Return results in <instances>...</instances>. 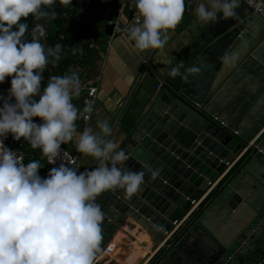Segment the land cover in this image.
I'll list each match as a JSON object with an SVG mask.
<instances>
[{"label": "water", "instance_id": "water-1", "mask_svg": "<svg viewBox=\"0 0 264 264\" xmlns=\"http://www.w3.org/2000/svg\"><path fill=\"white\" fill-rule=\"evenodd\" d=\"M236 11L238 19L220 14L201 24L185 63L201 68L199 76L173 79L170 67L150 74L154 86L117 141L129 156L123 167L145 171V183L131 198L120 189L97 198L105 212L97 256L131 219L156 243L166 240L149 264H264V19L242 0ZM113 29L106 25V34ZM229 49L241 51L238 71L220 63ZM247 145L240 166L166 239ZM148 166L161 168L156 179Z\"/></svg>", "mask_w": 264, "mask_h": 264}, {"label": "clouds", "instance_id": "clouds-1", "mask_svg": "<svg viewBox=\"0 0 264 264\" xmlns=\"http://www.w3.org/2000/svg\"><path fill=\"white\" fill-rule=\"evenodd\" d=\"M63 2V0H62ZM125 0H121V4ZM137 22L127 28V39L135 50L164 49L169 31L182 21L185 6L192 0H129ZM55 0H0V84L10 77L7 96L0 95V264H95L103 240L105 212L96 202L101 194L117 189L131 198L145 183V171L125 170L129 156L119 143L109 139L112 128L107 120L97 121L98 132L86 127L77 131L76 121L88 119L93 101L82 110L73 103L81 93L78 73L52 75L42 87L43 73L49 64L62 59L63 45L45 47L42 25L29 34L27 19L47 17L44 9ZM241 0H196L193 15L198 22L238 19ZM24 21V22H22ZM15 28V30H14ZM247 41H244L245 46ZM78 49L73 48L75 55ZM241 51L226 50L219 58L223 69L240 68ZM181 69H184L181 72ZM201 74L196 65L177 63L169 77ZM39 118L40 122H34ZM11 134L14 141L23 138L31 149H39L50 169L11 150L4 143ZM76 139L75 150L97 162L94 169L80 172L76 160L61 145ZM119 165V166H118ZM161 168L147 167L152 179Z\"/></svg>", "mask_w": 264, "mask_h": 264}, {"label": "crops", "instance_id": "crops-1", "mask_svg": "<svg viewBox=\"0 0 264 264\" xmlns=\"http://www.w3.org/2000/svg\"><path fill=\"white\" fill-rule=\"evenodd\" d=\"M126 1L122 8L121 0H97L95 11L87 12L86 8H82L81 11L87 12V28L92 31L82 39L84 48L88 44L89 54L87 51L86 54L91 56L88 58L90 61L88 66L83 69L87 74L86 81L97 87L94 110L86 127L98 132L97 121L107 120L112 128V135L108 138L116 142L124 136V130L131 125L133 114L139 110L141 103L153 88L152 76L154 77L156 72L163 73L166 68L177 63L190 62L203 23L198 22L193 15L196 0H192L191 4L186 3L182 21L175 30L169 31V41L165 48L140 52L135 50L127 39V28L137 22V16L134 14L135 9L129 6V0ZM117 5L119 8L116 10L117 15L114 16L111 12ZM112 23L113 32L107 35L105 26ZM78 120L76 126L79 132L85 124L83 118ZM75 144L74 138L69 144L61 146L74 152ZM242 159L243 157L229 171L236 170ZM76 164L80 172L85 169L92 170L97 166L94 158L82 156L80 153ZM110 244L114 247L110 255L104 256L107 264H149L159 254L162 246L154 241V236L144 227L135 224L131 219L125 221L107 246Z\"/></svg>", "mask_w": 264, "mask_h": 264}, {"label": "trees", "instance_id": "trees-1", "mask_svg": "<svg viewBox=\"0 0 264 264\" xmlns=\"http://www.w3.org/2000/svg\"><path fill=\"white\" fill-rule=\"evenodd\" d=\"M96 5L97 0H63V2L62 0H55L54 4L44 9L49 13L47 17L40 20H34L30 16L27 19L29 34H26L25 39L30 38V32L36 25L48 22L49 36L47 42L44 44L45 47L54 46L55 44L60 43L63 45L64 49L62 52V59L56 65L49 64L45 69L43 73L44 79L42 81V87L47 84L48 79L52 75L63 76L64 74L71 72L73 67L77 66L85 68L88 66L90 62L88 58H91V56L87 55L89 54V50L87 49L88 44H86V48H84L82 45V39H84L90 31L87 28L86 13L90 10L95 11ZM82 8H86L87 12H81ZM92 26L95 27V25ZM73 48L78 49L75 55L72 54ZM10 80L11 78L7 77L4 83L0 84V95L7 96L8 89L11 87ZM84 99L85 93L81 91L79 97H77L76 100H73V103L78 109L82 110L85 106ZM78 121L79 120L76 121V124ZM34 122H40L39 118H34ZM22 151L26 164L34 159L40 160L41 163L44 164L39 170V174L42 177H46L48 173L45 170V158L42 156L40 150H33L26 143L23 146Z\"/></svg>", "mask_w": 264, "mask_h": 264}, {"label": "built area", "instance_id": "built-area-1", "mask_svg": "<svg viewBox=\"0 0 264 264\" xmlns=\"http://www.w3.org/2000/svg\"><path fill=\"white\" fill-rule=\"evenodd\" d=\"M242 1L246 5H248L254 13L258 14L260 17H262L264 19V1L263 0H242ZM126 2L127 1L125 0L123 5H121L122 8L126 5ZM128 4L132 8L130 2ZM134 14L136 15L135 11H134ZM40 25H42L45 29V36L39 37V39L41 40V43L45 44L47 42V38L49 36L48 22H45V23L40 24ZM61 37H63V36H61ZM82 42H83V40H82ZM71 71L78 73V75L80 77L81 85H82L81 91H83L85 93L84 104L86 101H93V110H94L95 102L97 99V87H96V85L92 84L91 82L86 81V71L82 67H77V66L73 67ZM88 120H89V118L88 119L83 118V122H84L85 126L79 132H82L86 128V124H87ZM4 143L11 150L16 151L17 153L24 156L22 149H23V146L27 142L23 138H21L20 141H14L11 134H9L7 136V139L4 140ZM251 144H252V142L249 143V145H251ZM249 145L244 147V149L241 151V153L239 154V156L237 157V159L235 161H232L231 163L226 164L227 168L225 169V171L223 172L221 177L214 184L211 185V187L203 194L202 197H200L196 202L195 201L192 202V207L190 208V210L179 221H174V223H173L174 229L169 234H167L166 239L170 238L174 233H176V231H178L184 225V223L189 219V217H191L193 214H195L196 212H198L201 209V205H203V203H205V201L209 198L214 187H216V185H218V183L229 173V170L232 169L234 164L236 162H238L245 155V153L248 150ZM61 149H62V153L64 151L68 152L76 160V163H77L78 158H79V153L76 152V150H74V152H70L62 146H61ZM61 159H62L61 157H58L56 164H47L46 158H45L47 173L50 171V169H52L54 167H58L59 164L62 162ZM23 163L26 165L25 159H24ZM165 241H163L162 245L165 243ZM113 247H114L113 244H110L109 246H107L105 248V250L103 251V253L96 257L95 264H107L106 261H104V256L110 255L113 251Z\"/></svg>", "mask_w": 264, "mask_h": 264}]
</instances>
